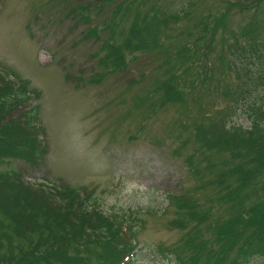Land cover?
Wrapping results in <instances>:
<instances>
[{"label":"rangeland","instance_id":"1","mask_svg":"<svg viewBox=\"0 0 264 264\" xmlns=\"http://www.w3.org/2000/svg\"><path fill=\"white\" fill-rule=\"evenodd\" d=\"M188 3H193L191 18L170 23L156 46L126 52L120 69L101 63L114 34L119 43L137 12L154 6L159 15L170 16ZM78 4L88 8L85 15L71 11ZM253 5L251 0H0V67L40 93L32 104L48 147L39 165L13 159L0 163V170H16L33 183L94 188L92 207L115 224L130 225L131 242L123 246L133 250L128 264H190V235L199 229L208 238L216 221L228 220L231 207L217 197L212 181L213 162L219 165L223 158H205L193 124L223 122L228 115L226 90L242 84V62L231 52L229 33L249 20ZM258 11L264 18V8ZM207 15L225 23L212 45L194 50L189 41L197 34L188 32ZM184 42L190 44L191 64L181 67L187 58L177 53ZM172 73L183 102L161 103L160 84ZM201 74L207 76L203 85ZM262 92L238 105L246 107ZM241 109L228 115L227 128H250ZM182 194L206 222L189 219L176 201ZM245 264L264 262L251 257Z\"/></svg>","mask_w":264,"mask_h":264},{"label":"trees","instance_id":"2","mask_svg":"<svg viewBox=\"0 0 264 264\" xmlns=\"http://www.w3.org/2000/svg\"><path fill=\"white\" fill-rule=\"evenodd\" d=\"M251 1L256 11L247 22L239 24V29H230L229 33L231 52L242 62V84L236 90H226L231 98L227 114L236 116L242 108L251 121L250 128L236 124L227 128L228 115L223 122L215 123L211 118L208 123L193 124L197 147L205 152V158H223L219 165L213 162L217 169L212 181L217 197L231 207L228 220L216 221L208 238L199 229L190 235L186 241L192 255L190 264H226L227 257L232 259L229 264H245L251 257H261L264 262V18L258 11L264 8V0ZM192 6L193 3H188L170 16L159 15L154 6L143 14L137 12L126 33L120 32L119 43L114 34L101 63L115 70L124 67L126 52L156 46L170 23L191 18ZM87 10L85 4H78L71 11L85 15ZM212 18L204 16L195 29L190 28L188 34L194 31L197 34L189 41L194 50L205 42L212 45L217 39L225 22L213 23ZM189 43L181 44L177 53L187 58L181 67L191 64L186 52ZM206 79L201 74L200 85ZM160 86L161 103L183 102V90L175 73ZM259 90L263 92L246 107L238 105ZM39 94L29 87L27 80L0 67L1 164L15 159L39 165L45 159L46 130L39 121L37 106L32 104ZM93 192L94 188L87 186L33 183L16 170H0V264H128L133 250L123 246L131 242L130 225L123 221L115 224L109 216L94 209L90 204ZM251 195L255 198L249 200ZM190 199L182 194L176 201L189 219H197L199 224L206 222L203 212ZM182 221L187 224L186 219ZM179 223L177 219L176 226ZM177 264L184 262L179 260Z\"/></svg>","mask_w":264,"mask_h":264}]
</instances>
